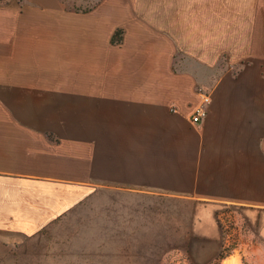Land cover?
Segmentation results:
<instances>
[{
    "label": "crops",
    "instance_id": "obj_1",
    "mask_svg": "<svg viewBox=\"0 0 264 264\" xmlns=\"http://www.w3.org/2000/svg\"><path fill=\"white\" fill-rule=\"evenodd\" d=\"M258 1L0 5V233L25 231L27 179L40 178L195 202L215 233L216 210L240 209L264 245V44L235 9ZM148 11L168 39L145 47ZM200 93L211 103L193 124Z\"/></svg>",
    "mask_w": 264,
    "mask_h": 264
},
{
    "label": "rangeland",
    "instance_id": "obj_2",
    "mask_svg": "<svg viewBox=\"0 0 264 264\" xmlns=\"http://www.w3.org/2000/svg\"><path fill=\"white\" fill-rule=\"evenodd\" d=\"M164 1L140 0V4L162 6ZM235 9L244 12V25L252 27L264 44V0L235 3ZM151 18L161 22L162 15L138 13L148 32L141 35L145 47L168 39L162 26L149 24ZM125 31L114 32L112 45L122 44ZM27 180L28 206L25 220L21 215L20 221L26 229L21 234L0 233V264H221L226 257H235L240 264H264L257 224L240 209L216 210L219 232L215 233L212 212L195 202L123 191L87 194L64 180ZM3 198L6 194L0 195ZM8 199L16 202L18 196L11 190Z\"/></svg>",
    "mask_w": 264,
    "mask_h": 264
},
{
    "label": "built area",
    "instance_id": "obj_3",
    "mask_svg": "<svg viewBox=\"0 0 264 264\" xmlns=\"http://www.w3.org/2000/svg\"><path fill=\"white\" fill-rule=\"evenodd\" d=\"M210 103V95L208 93H200V102L195 106L191 116V122L193 124H200L204 120Z\"/></svg>",
    "mask_w": 264,
    "mask_h": 264
},
{
    "label": "bare ground",
    "instance_id": "obj_4",
    "mask_svg": "<svg viewBox=\"0 0 264 264\" xmlns=\"http://www.w3.org/2000/svg\"><path fill=\"white\" fill-rule=\"evenodd\" d=\"M222 264H239V261L235 258H229L227 260H224Z\"/></svg>",
    "mask_w": 264,
    "mask_h": 264
},
{
    "label": "trees",
    "instance_id": "obj_5",
    "mask_svg": "<svg viewBox=\"0 0 264 264\" xmlns=\"http://www.w3.org/2000/svg\"><path fill=\"white\" fill-rule=\"evenodd\" d=\"M8 0H0V3H5V2H7ZM216 259V258H215ZM221 259H223V258H221Z\"/></svg>",
    "mask_w": 264,
    "mask_h": 264
}]
</instances>
